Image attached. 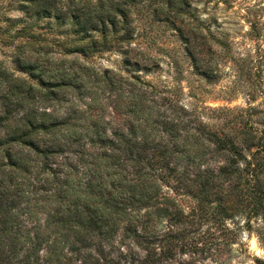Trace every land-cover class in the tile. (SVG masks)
Segmentation results:
<instances>
[{
  "label": "trees",
  "instance_id": "16d2710c",
  "mask_svg": "<svg viewBox=\"0 0 264 264\" xmlns=\"http://www.w3.org/2000/svg\"><path fill=\"white\" fill-rule=\"evenodd\" d=\"M144 4L178 42L161 82L135 74L151 71L132 56L131 14ZM18 5L69 25L81 42L67 54L119 52L124 71L23 52L14 69L0 61V264H177L205 244L206 226L223 234L213 264L241 228L264 246V104L185 100L193 88L185 93L183 78L211 83L220 64L212 35L190 21V0Z\"/></svg>",
  "mask_w": 264,
  "mask_h": 264
},
{
  "label": "rangeland",
  "instance_id": "374dc122",
  "mask_svg": "<svg viewBox=\"0 0 264 264\" xmlns=\"http://www.w3.org/2000/svg\"><path fill=\"white\" fill-rule=\"evenodd\" d=\"M19 2L0 0V61L6 66L14 69L19 52H23L25 57L77 59L94 73H123L124 56L119 52L88 57L67 54L66 48L80 43V36L71 34L69 25L59 26L55 20L49 22L45 17H30L19 10ZM190 4V21L212 35L218 50L215 59L220 64L211 83L190 74L183 78L185 93L189 91L187 86L193 88L192 97L185 96V100L212 108H247L250 98L254 97L251 105L261 108L264 104V0H190ZM131 21L138 34L132 56L139 58L142 66L151 68L149 72L145 69L135 74L142 80L164 81L169 72L162 59L178 44L175 32L169 24L157 20L153 7L148 4L138 6L131 14ZM155 64L158 67H153ZM99 94L106 103L115 95L108 101V92L99 91ZM117 119L115 116L113 122ZM241 222L244 223L243 219ZM222 236L217 227H203L201 240L205 244H200L195 253H179L176 263L192 260L196 264H213V254L217 253ZM254 258L264 259V246L255 232L241 228L231 251L222 255V264H253Z\"/></svg>",
  "mask_w": 264,
  "mask_h": 264
}]
</instances>
